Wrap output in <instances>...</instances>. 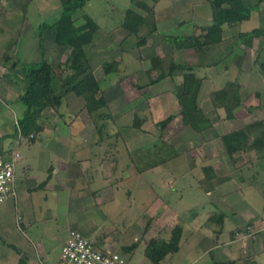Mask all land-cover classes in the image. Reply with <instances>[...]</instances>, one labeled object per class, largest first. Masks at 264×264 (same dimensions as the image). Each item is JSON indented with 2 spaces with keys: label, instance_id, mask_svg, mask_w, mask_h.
Instances as JSON below:
<instances>
[{
  "label": "rangeland",
  "instance_id": "rangeland-1",
  "mask_svg": "<svg viewBox=\"0 0 264 264\" xmlns=\"http://www.w3.org/2000/svg\"><path fill=\"white\" fill-rule=\"evenodd\" d=\"M17 1L22 5L25 2V0ZM151 1L153 0H89L82 9L75 13L73 18L76 19V23H80L82 22L81 15H88L100 28L99 31L107 30L108 38L106 39L110 40L116 32L115 26L120 23L126 9L129 7H132L131 9L143 8L142 2L149 6ZM168 1L165 0L162 4L167 6ZM249 1L251 3L256 2V0ZM172 2L173 8L178 13L182 11V16L188 22L202 26L211 23V7L206 0H172ZM0 4L2 6L0 9V61L5 56L2 62L7 63L6 76L14 83V90L22 92L25 82L22 81V74L18 70L22 63H38L44 58L53 67H56L65 60L69 53L70 45L58 42L56 30L46 28L59 18L61 13L60 0H33L26 6L27 9L25 7L20 9L15 0H0ZM258 26L264 28V16H260L256 10L252 11L248 21L242 22L238 27L239 30L249 31ZM238 27H234L233 33ZM196 28L198 25L195 26ZM110 30L113 32L111 33ZM143 30L144 32L141 31L138 36L130 35L129 42H134L145 35V27ZM99 31L95 32L93 39L98 36ZM233 33L229 36L230 42L227 45L235 46L230 53L231 55L228 58L226 56L223 63L222 60L216 67L195 70L198 76H204L206 72L213 75L211 80L208 79L207 83L202 85L201 97L206 96L210 88L213 89L222 82L225 83L229 79L234 81L232 77L237 75L238 68L241 71L239 79H249L248 86L242 89L243 92L251 94L247 106L248 104L249 106L260 105V107H256L257 110L252 112V116L246 122L251 123L255 119L264 122V118L261 119L264 116V73L262 72L264 70H261L255 63L258 50L264 47V36L254 40L252 47L248 48L240 46L239 36L236 33L233 35ZM39 40L42 42V48L39 45ZM159 41H161L160 38L154 39V43H159ZM130 49L133 53L139 52L132 46ZM90 55H88L89 61L94 67H97L101 56L91 55V57ZM145 55L147 56V54ZM180 56L183 57V55ZM209 56H211L210 53L192 56L191 60L198 62L200 58L201 61H205L209 59ZM259 61L264 62V50L261 52ZM16 62L18 63L17 69H14ZM223 65H227L229 69L222 75L220 71H222ZM247 69L251 72H245ZM95 76L100 78L101 71H96ZM54 85L57 86L58 82L55 81ZM125 88L129 91L132 90L133 94L137 93L130 84H125ZM256 91H259V96L253 97V93ZM173 94L177 100L178 95ZM132 95L128 94L126 98L129 99ZM74 96L73 93L66 95L62 102L63 105L61 104L57 111L61 113L67 109L73 111L80 108L83 100ZM66 102L68 103L67 109L65 108ZM201 103H204L202 99H200L199 104ZM114 105H118L124 110L130 107L124 99L115 100ZM46 109L50 111V114L52 113V116L54 115L52 108ZM68 111L64 121H69L75 116L76 111L72 114H68ZM125 114L97 119L98 125L101 126V129L99 127L97 129V140L106 141L113 146L108 151L113 152L114 155L111 159L113 167L119 168L116 173L117 179H115V186H119V191L115 193L117 202L113 207L111 206L112 211L103 210L101 207L86 211L87 216L95 222V228L87 232L89 234L83 232L86 237L98 246L101 245L102 238L108 237L110 242L106 246L103 245V248L106 247L112 252L124 255L129 264H153L144 252L148 240L151 238L168 240L173 227L179 225L183 229L179 250L169 254L163 260V264L227 263L226 249H221L222 251L219 252L216 248L219 243L215 233L218 226L214 223L215 221L210 222L208 220L212 214L225 213L223 232L222 235L217 233L220 235L218 239L225 242L229 239L228 235L231 231H236L237 228L243 230L247 227L248 232L245 236L241 234V229L240 231L237 230L238 240L233 245L234 251H232L231 254L233 255L231 256L235 260H238L239 257V264H244V260L249 258L248 261L252 259L256 260L258 264H264V251H262L264 248V162L262 161L261 165L254 163V158H256L254 150L252 149L253 151L249 155L243 154L242 159H237L234 166L226 157L222 159V163L215 168L219 177L225 175L224 183L213 190H208L209 188H205V184L201 185L203 183L201 178L204 177L202 166L206 164L201 163L200 158L205 156L209 158L208 164H214L215 161L212 160L215 159L216 152L221 153L220 150H217L215 143L207 144L205 142V145H202L201 142L197 145V141H191L189 147H182L184 150L180 153L179 149L171 147L170 144L173 141L169 134L165 136L162 134V138L164 141H168V144L162 142L161 145H154L152 140L154 136L158 139L159 135L158 132L156 133L158 130L154 131L157 128L153 129L152 120L145 125L146 129H153L152 132L138 139L136 133H139V129L132 123V114L130 111H126ZM147 115L149 117L148 113ZM223 118H226L225 113ZM221 123L224 131L238 125L237 122L233 124ZM115 131L118 132L115 133ZM133 141H138L139 145ZM125 142L129 143L127 150L123 146ZM200 147L201 149H199ZM126 153H129L131 157L129 158ZM193 155L198 156V158ZM250 158L253 161L251 164H247ZM123 168L126 171L121 173ZM144 168H148V170L143 171ZM226 174L230 175V179L226 177ZM241 175L244 177L243 182H241ZM98 184H93L92 189L100 188V184ZM113 189L115 190L114 187ZM12 198L0 206V216H2L0 222L3 221L9 230L6 236L3 228L0 227V239L2 242L11 243V237L19 236L24 244L21 248L19 242H15L14 247L16 248L4 245L3 248L11 253V258L16 259H7V264H26L27 259L39 260L40 257L44 258V264H58L61 248L68 239L67 229L61 227L65 225L62 223V213L58 214L60 232L56 236L53 235L54 237H49L46 243L41 246L35 238L32 237V241H29L24 236L29 235L28 231H23L24 228H22L23 230L18 229L16 222L20 221L16 220ZM243 210H247L244 223L237 221L239 214L243 217L245 213ZM21 231L23 232L21 233ZM133 243L138 244L137 247L131 252H125V247ZM3 255L4 253L0 254V264L6 262L2 260L4 259Z\"/></svg>",
  "mask_w": 264,
  "mask_h": 264
},
{
  "label": "crops",
  "instance_id": "crops-1",
  "mask_svg": "<svg viewBox=\"0 0 264 264\" xmlns=\"http://www.w3.org/2000/svg\"><path fill=\"white\" fill-rule=\"evenodd\" d=\"M15 1L20 9H23L24 7L27 9L26 6H28L33 0H25L23 5L21 3L19 4L17 0ZM163 1L165 0H159L154 7L153 20L156 25V30L147 34L146 43L138 48V53H133L130 49H124L122 47L124 42L123 40L127 36V31L122 26L124 14L120 23L115 26L116 32L112 39H106L108 38L107 30L99 31L100 28H98L96 30L99 31V34L97 33L98 36H95L93 41L86 46V50L88 55L91 54L92 56H101L97 67H94L91 62L90 64L94 75L96 74V71H101V77H95L98 79L100 87L104 90V95L107 101L106 112L110 113V116L116 117L121 116L122 113L125 114L126 111H130L133 116L132 123L135 122V115H138L141 119V122L135 126L139 129V135L136 133L138 139L147 133L150 134L156 127L157 129L154 131L158 130L156 133L158 132L159 138L157 139L153 134V144L161 145L162 142L168 144V141H164V138H162L161 135L163 134L165 136L169 134L173 141L169 144L171 147L179 149L180 153L184 150L182 147L184 148L188 146L191 141H197V145L201 142L203 143L202 145H205V142L207 144H216L217 150H220L221 152H216V157L212 160L215 161L211 166L216 177L211 180L204 177L201 178V182H203L201 185L205 184V188L213 190L220 184L224 183L225 177V175L219 177L215 167L220 165L222 163V159L225 157L230 161L226 155L220 136L233 129H245L247 124L250 123L246 122L247 119L252 116V112L257 110L256 107H260V105L249 106L248 104L247 106V101L251 99V97H249L243 105L236 107L234 110V118H223L225 113L224 108L219 106L214 107L212 105L210 93L214 90L221 89L226 82L231 81V79L225 81V83L222 82L216 85L213 89L210 88L207 92L208 94L201 97L202 85L207 83L208 79L211 80L213 75L208 74L206 71L204 76H198L196 73L198 77H204L197 97V101L200 102V99H202L204 103L199 104L198 102V105L201 108L203 115L212 123V126L205 131L206 141H204L200 134L195 133L189 126L183 124L181 115L179 114L180 107L173 94L175 85L182 81L183 72L181 69H177L173 71L171 77L167 76L154 84H150V78L157 75V70L150 69V58L153 56H160L163 58L166 57L164 68H167L169 61L168 56L170 54L174 56L175 62L183 61L197 64L199 59L198 62L191 60V50L178 48L171 49V44L167 43V45L166 43H162L161 38H163L162 36H187L192 33L198 34L201 32L199 26L202 25L188 22V20L182 16V11H179L178 13L175 8H173L172 0L168 1L167 6L162 4ZM4 3H6V1H4ZM1 7L2 6L0 4V9ZM134 10L141 15H145V10L140 7H136ZM261 15L264 16V12L261 13L260 16ZM73 17H75V14ZM194 25H198V28L195 29ZM234 29V27L227 28V26L224 25L223 40L226 44L221 45V49H226V47L229 46L227 45V43L229 44L230 42L229 36L232 35L231 33H233ZM240 31L243 30H239L238 27L233 35L236 33L237 36H239L238 34ZM112 32L113 31H111V33ZM145 32L147 31L145 30ZM229 32L230 34H228ZM156 37L161 39L159 43H154V39ZM234 46H232V50L234 49ZM166 53L168 55L164 56ZM145 54H147V56ZM180 55H183V57ZM230 55L231 54L227 55V58ZM224 59L222 63L224 62ZM103 62H115L116 69L105 74L102 68ZM205 62L206 61H201L196 70L202 68L205 70L218 65H201V63ZM7 68V63L2 62L1 60L0 156L8 157L12 154L11 152L19 153V158L16 161L14 170V188L16 196L14 198L10 197L7 199L9 200L12 198V206L16 213V220L20 221L16 222L17 227L18 229L24 228V230L22 229L24 232L28 231L29 235L24 236L29 241H32V239L35 238L41 246L46 243L49 237L53 235L56 236V234L60 232L61 227H65V229H67V236L71 229H76L85 235L84 233H87L95 228V222L87 216L86 211L93 210L96 207L112 211L111 206L113 207V205L117 202L115 193H118L119 186H115V179H117L116 173L119 168L117 169L115 166L113 167V161L111 159L114 155L113 152L108 151V149H111L112 144L100 139L97 140V127L90 115L82 108L83 104L76 110L68 111L67 102L65 108L67 109L68 114H72L76 111L75 116L70 118L69 121H64L67 111H62L61 113H59V111H54V115L52 116V113L50 114L48 109H44L42 112V124L44 126V130L37 133L34 137L30 138V140L19 139V135L16 132V122L22 116L24 110L23 104L19 102V96L22 92L14 90V83L6 76ZM228 69L229 67L227 65H223L222 71H220L222 72L221 74H225ZM240 72L241 71L237 68V75L232 78L242 90L244 87L248 86L249 79L240 80ZM245 72H251V70L247 69ZM262 72L264 73V71ZM125 84L132 85L133 90H136L137 93L133 94L132 90H126ZM23 88L24 86L22 89ZM128 94L133 95L128 99L126 98L128 97ZM74 97L78 98L76 95ZM117 99H124L127 105L130 106L129 109L124 110L123 108H119L118 105H114V102ZM147 113L149 114V117ZM170 114L174 115L173 120L161 130L158 126V122L165 119ZM68 116L71 117V115ZM263 118L264 116L261 119ZM148 121H151L153 129L145 128ZM254 121H256V119ZM221 122L224 124H233L234 122H237L238 125L233 126L230 130L224 131ZM117 132L118 131H115V133ZM133 143H138L139 145L138 141H133ZM127 144L129 143H123L126 150L128 147ZM199 149H201V147ZM253 150H248L237 155V159L241 160L243 154L249 155V153ZM254 153L256 154V158H254L255 164H260L262 161L264 162V155H262V153H258L256 150H254ZM126 154H128L129 158L131 157L129 153ZM193 156L198 158L196 155ZM200 160L201 163L208 164L209 158L202 156ZM252 161V158L248 159L247 164H251ZM147 170L148 168L143 169V171ZM125 171L126 169L123 168L121 173H124ZM226 177L230 179V175L226 174ZM240 178L242 179L241 182H243L244 177L240 176ZM93 184H98L100 188L98 187L92 189ZM6 201L4 203H6ZM4 203L0 204V206ZM248 211L252 212L254 210ZM243 212H245L243 215L244 218L239 214L237 216L238 222L241 221L244 223V219L247 217V210H243ZM61 213L63 216L62 223L65 225L60 227L58 226V214ZM1 219L2 216H0V220ZM224 223L222 226H218V230L215 232L216 239L219 241L216 248L219 252L226 249L225 256L228 258L227 263L239 264V257L238 260H235V258L231 256L233 255L231 253L234 251L233 245L236 244L238 240L237 233L241 228H237L233 236L231 235V231L228 235L229 239L224 242V240L218 239V237L222 235V227L224 226ZM0 227L3 228L5 235L7 236L9 230L5 224H3V221L0 222ZM246 228L243 230L241 229V234L244 236L248 232ZM23 231H21V233ZM217 233L220 235H217ZM19 238V236L11 237V243H6L5 241L2 242L0 239V254L4 253V259L2 260L6 261L4 262L5 264L8 263V260L16 259L11 258V253L7 252V249L3 248L4 245L14 247V245H16L15 242H19L21 248L24 242ZM109 242V238L104 237L100 243L101 245H99L103 248V245L106 246ZM224 245L227 246L223 247ZM262 251H264V248ZM222 255L224 254L222 253ZM23 258H25V256H23ZM248 260L245 259L244 264H248ZM43 262L44 258L40 257L39 260L33 258L27 259L26 264H44ZM256 263L258 264L257 261Z\"/></svg>",
  "mask_w": 264,
  "mask_h": 264
},
{
  "label": "trees",
  "instance_id": "trees-1",
  "mask_svg": "<svg viewBox=\"0 0 264 264\" xmlns=\"http://www.w3.org/2000/svg\"><path fill=\"white\" fill-rule=\"evenodd\" d=\"M87 1L89 0H60L61 13L59 18L46 27L47 29L56 30V40L58 42L70 45L69 53L62 63L53 67L43 58L38 63H22V66L18 69L22 74V81L25 82L23 91L19 96V102L23 104L24 110L22 116L16 122V132L21 140H30L37 133L43 131L42 112L44 109L52 108L57 111L64 97L70 93L83 100L82 108L90 115L97 129L98 127L101 129L97 119H104L110 116V113L105 112L107 101L104 90L100 87L99 81L93 73L86 50V46L93 41V36L98 26L88 15H81L80 19H82V22L80 23H76V19L73 18V15L82 9ZM158 1H151L149 6H146L143 2L141 3L143 5L142 9L145 10V15H141L131 8L126 9L122 24L127 31V36L124 38L122 45L124 49H130V46H132L138 50L139 47L146 43L147 34L156 30L153 15L154 7ZM206 2L211 7V23L206 26H199L202 31L201 34L162 36L163 38L161 39L162 43L171 44V49L191 50V57L210 53L209 59L205 60L206 62L201 63V65L213 66L217 65L232 51L231 46L221 49V45L226 44L223 40L224 25L229 28L238 27L242 22L251 18L252 11L257 10L259 14L263 13L264 0H256L255 3H251L249 0H206ZM144 27L147 31L146 34L130 43V35L138 36ZM238 35L240 45L251 48L255 39L257 40L264 36V28L254 27L249 31H240ZM39 42L42 48L41 40ZM263 50L264 48L258 50L255 59V63L258 64L261 70H264V62L259 60ZM166 55L168 54H164V56ZM4 57H2V60ZM168 57L167 68H164L166 57L153 56L150 58V69L157 70V75L150 78V84H154L167 76L171 77L173 71L181 69L183 72L182 81L174 87V93L178 95L179 114L184 125L189 126L195 133L200 134L206 140L205 131L212 126V123L203 115L198 105L197 97L204 77H198L195 72L202 59L199 58V62L196 64L183 61L175 62L174 56L171 54ZM17 65L18 63L16 62L14 69H17ZM102 68L105 74L110 73L116 69V63L103 62ZM55 81L58 82L57 86L54 85ZM250 95L243 92L235 81H227L221 89L210 93L212 105L214 107H223L225 117L228 119L235 117L234 110L236 107L243 105ZM253 95L258 97L259 91L253 93ZM173 118L174 115L170 114L159 121V128L161 130L164 129ZM140 120V117L135 115L133 125H138L141 122ZM263 123V121H254L247 124L245 129H233L220 136L226 155L233 166L237 160V155L248 150L254 149L264 155V151H262V149L264 150ZM202 169L204 178L211 180L216 177L210 164L202 166ZM225 217V213H215L208 220L210 222L215 221L214 223L217 226H222ZM182 230L181 226L175 225L168 240L158 238L148 240L144 252L153 264H163V260L169 254L179 250ZM234 234L235 231L231 232L232 236ZM137 245L133 243L126 246L124 250L125 252H131ZM216 264L227 263L216 262ZM248 264L257 263L255 260H250Z\"/></svg>",
  "mask_w": 264,
  "mask_h": 264
},
{
  "label": "built area",
  "instance_id": "built-area-1",
  "mask_svg": "<svg viewBox=\"0 0 264 264\" xmlns=\"http://www.w3.org/2000/svg\"><path fill=\"white\" fill-rule=\"evenodd\" d=\"M31 136V135H30ZM18 152L8 157L0 156V204L15 197L14 170ZM58 264H129L120 253L102 248L76 229H71L68 239L61 248Z\"/></svg>",
  "mask_w": 264,
  "mask_h": 264
}]
</instances>
